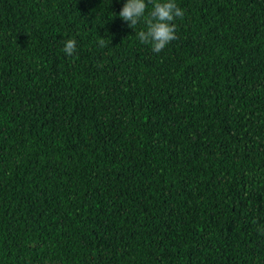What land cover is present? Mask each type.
I'll list each match as a JSON object with an SVG mask.
<instances>
[{"label":"trees","instance_id":"obj_1","mask_svg":"<svg viewBox=\"0 0 264 264\" xmlns=\"http://www.w3.org/2000/svg\"><path fill=\"white\" fill-rule=\"evenodd\" d=\"M125 2L0 0V264H264V0Z\"/></svg>","mask_w":264,"mask_h":264},{"label":"clouds","instance_id":"obj_2","mask_svg":"<svg viewBox=\"0 0 264 264\" xmlns=\"http://www.w3.org/2000/svg\"><path fill=\"white\" fill-rule=\"evenodd\" d=\"M151 4V10L148 5ZM147 12V15H146ZM114 13L121 20L128 22L127 27L135 29L143 21L146 30L136 33L142 44L151 45L154 53L161 52L171 41L177 38L175 20L183 18L184 10L175 0H126L119 13ZM100 46H104V38L98 39ZM77 41L74 38L64 42L63 52L73 56L76 52Z\"/></svg>","mask_w":264,"mask_h":264}]
</instances>
